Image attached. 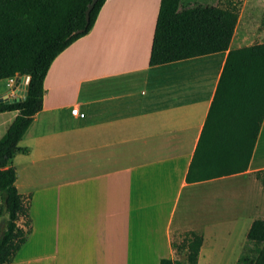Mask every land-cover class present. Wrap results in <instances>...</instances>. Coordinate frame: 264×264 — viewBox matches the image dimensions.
<instances>
[{
  "label": "crops",
  "instance_id": "crops-1",
  "mask_svg": "<svg viewBox=\"0 0 264 264\" xmlns=\"http://www.w3.org/2000/svg\"><path fill=\"white\" fill-rule=\"evenodd\" d=\"M249 1L227 52L153 67L161 0L105 2L51 65L12 161L32 228L12 264L238 263L237 233L264 219V10ZM18 115L0 114V140Z\"/></svg>",
  "mask_w": 264,
  "mask_h": 264
},
{
  "label": "trees",
  "instance_id": "trees-1",
  "mask_svg": "<svg viewBox=\"0 0 264 264\" xmlns=\"http://www.w3.org/2000/svg\"><path fill=\"white\" fill-rule=\"evenodd\" d=\"M107 0H99L87 22L92 0H0V81L30 77L28 96L0 104V114L18 112L0 140V264H12L32 232L30 198L16 187V155L27 154L19 144L43 110L44 83L55 59L94 27ZM239 22L238 7L202 5L195 0H161L150 65L160 66L212 56L230 49ZM256 178L264 185L261 173ZM24 221L25 228L19 226ZM253 254L237 264H264V219L248 233ZM160 264H175L163 259Z\"/></svg>",
  "mask_w": 264,
  "mask_h": 264
},
{
  "label": "rangeland",
  "instance_id": "rangeland-1",
  "mask_svg": "<svg viewBox=\"0 0 264 264\" xmlns=\"http://www.w3.org/2000/svg\"><path fill=\"white\" fill-rule=\"evenodd\" d=\"M195 1L198 2L199 4H202V5H213V6L222 7V8H226V7H229V6H231V7L235 6V7H238L239 14H241L243 6H244V3L247 2L248 0H195ZM249 2H250V6L252 5V6L257 7L254 10V13L257 16H258V9H263L264 10V0H250ZM242 25H243V22H241L239 29H242ZM21 84H22V78L21 77L14 78V79H11V80H8V81L7 80L0 81V96H2L4 94H7L8 92L12 91L11 97L12 98H17L18 95H17V93L14 90L15 89L19 90L18 86L21 85ZM22 222H23V220H22ZM233 241H234V244L245 243L244 247L242 249L241 255H243V254L252 255L253 254V252H252L253 245L248 243L247 235L244 237L243 235L240 234V232H238L237 235H236L235 240H233ZM233 241H232V243H233ZM217 258L218 259H220V258L221 259L222 258L225 259L226 261H225L224 264H228L230 261L233 260V256H231V255H227V256H224V257L218 256Z\"/></svg>",
  "mask_w": 264,
  "mask_h": 264
},
{
  "label": "water",
  "instance_id": "water-1",
  "mask_svg": "<svg viewBox=\"0 0 264 264\" xmlns=\"http://www.w3.org/2000/svg\"><path fill=\"white\" fill-rule=\"evenodd\" d=\"M99 0H92L91 4L89 5L87 12H86V19L87 22L90 20V14ZM22 78V84L18 86L19 90L15 89L14 91L17 93V98H12V91L8 92L0 96V104H12L23 101L28 96V89L30 84V77L24 76Z\"/></svg>",
  "mask_w": 264,
  "mask_h": 264
},
{
  "label": "built area",
  "instance_id": "built-area-1",
  "mask_svg": "<svg viewBox=\"0 0 264 264\" xmlns=\"http://www.w3.org/2000/svg\"><path fill=\"white\" fill-rule=\"evenodd\" d=\"M73 115L79 116L80 118H85V114L81 113L78 109L72 111Z\"/></svg>",
  "mask_w": 264,
  "mask_h": 264
}]
</instances>
